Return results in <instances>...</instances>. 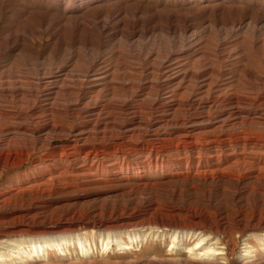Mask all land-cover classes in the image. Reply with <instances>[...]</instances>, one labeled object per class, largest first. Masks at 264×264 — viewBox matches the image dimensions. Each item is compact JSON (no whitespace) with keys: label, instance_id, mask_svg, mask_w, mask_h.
<instances>
[{"label":"rangeland","instance_id":"1","mask_svg":"<svg viewBox=\"0 0 264 264\" xmlns=\"http://www.w3.org/2000/svg\"><path fill=\"white\" fill-rule=\"evenodd\" d=\"M96 7L100 8L98 12L95 11ZM136 13L137 18L145 22L143 25H148L146 28L149 29V33L143 39L139 36L134 37L133 40H137L128 43L121 35L131 32L133 27L131 23L135 21ZM109 14L113 18V24H109L110 33L98 35L95 30L85 28L86 25L92 26L90 21L92 22L93 17L97 18L98 15L96 21L100 22L106 20ZM125 24L131 26L127 27ZM25 29L34 32L30 39L19 42L15 52H5L7 48L5 46L9 42L8 37L23 30L25 32ZM169 29H175V33L169 32ZM114 35L117 36L110 37ZM149 53L153 55L147 60L146 55ZM0 55V77L19 78L21 83L23 82V88H32L34 92L42 91L35 86L38 80H42L43 85L46 84L48 77L45 73L47 74L51 69L64 65L69 71H75L76 74L73 76L78 81L74 83L83 85V95L92 99V104L104 107L99 111L98 119L103 123L134 124L139 121L150 126L159 124L165 119L182 123L186 115L185 107L194 101L204 103L206 110L202 109L200 112L205 113L201 120L203 122L209 120L208 123L211 125L226 120L225 114L233 113L234 110H241L247 114L249 122L264 125V0H114L110 2L96 0L91 5L82 1L73 4L70 0H0ZM95 63L97 70L104 73L102 80L96 83L97 91L91 90L92 86L89 85L93 81V75L88 78L84 73L87 67ZM162 63H165L162 73L153 70L143 73V68L157 69ZM203 70H207L209 75L199 81V87H195L192 76ZM186 77L188 78L184 85L179 87L180 82ZM175 78L178 80L173 82ZM170 80L172 84H168ZM59 98L58 104L55 103L59 114H55V117L64 119L67 113H70L68 108L72 105L71 99L65 96ZM40 99V102L45 101L43 95H40ZM158 100L164 101L163 103L177 102L180 107L170 112L168 109L165 113L164 109L158 110ZM39 103L33 106L34 103L30 99L28 105H14L20 115L17 124L32 130L31 134L25 133L12 139L8 144L10 149L19 150L28 142L27 140L35 142L43 136L41 128L44 124L38 123L37 117H32L35 108L40 106ZM82 122V117L72 116L69 119L67 117L64 121L63 133L59 132L55 137L61 135L60 137L65 138V141L68 139L71 141ZM9 124L12 125V122L0 121V139L6 138L8 134L9 137L12 136L13 129ZM111 133L120 134L116 131L107 132L108 135ZM257 133L264 137V130H259ZM1 142L0 146H4ZM49 151L48 148H40L36 152L44 156ZM262 159L264 162V156ZM120 162L123 160L121 159ZM39 172L40 170L35 169L32 159L23 167L12 168L1 175L0 188L19 184L26 177H36L34 175ZM193 178L199 180L202 176L197 175ZM218 178L217 175L215 179ZM175 180L176 177L171 174H151L143 179L127 178L119 184L127 186L118 189L110 188L113 187L110 184L95 183L92 177L74 179L64 175L45 181V186L41 190L33 188L17 192L15 198L32 197L34 200L41 197V205H50V210L45 215L40 214L35 219V223L43 222L46 217L56 222L69 210L86 219L88 212L106 211L111 204L122 201L121 198L115 199L116 195H112L111 190L130 192L139 185L155 184L156 188L152 191L157 189L169 192L167 188ZM69 186L74 188L69 190ZM141 189L143 190L140 188L139 191H142ZM150 192V188L143 192L144 195L139 196V202L147 203L155 200L158 205L156 209L161 210L167 202L172 201L162 195L154 199L149 196ZM252 192L251 189L248 190L245 197H250L249 200L253 199ZM234 195L232 190L222 192L213 187L203 189L195 195L183 196L178 202L191 201L196 203L195 205L205 203L204 213L213 220L216 218L229 219L230 222L250 220L254 210L249 207L244 214L245 218H241L233 204ZM134 199L135 196H132L131 200ZM146 207L147 205L144 209ZM221 214L224 215L219 217ZM92 216L94 217L91 215L89 218ZM64 219L68 218L65 216ZM182 219H185V215H182ZM29 223L30 220L27 221V224ZM2 226L0 219V229ZM84 234L92 244L89 260L91 262L99 260L105 250L102 246L106 240L100 239V236L91 230ZM232 237L237 239L235 248L232 246L233 249L229 248L230 251L234 250L230 257V262L234 264L240 262L246 255L245 241L248 237L237 234ZM126 241L128 244L132 243L131 250H120V246L117 247L118 244L115 242L112 253L105 252L104 257L102 256L105 259H101L103 263L122 264L142 260L146 256L174 255L172 239L149 238L147 243L141 242V244ZM175 245L176 250L181 249L179 242ZM67 247L65 250L68 251L63 253L48 249L46 258L56 264H59L58 259L78 262L85 258L78 243L68 244ZM182 251L189 252L187 249Z\"/></svg>","mask_w":264,"mask_h":264},{"label":"bare ground","instance_id":"2","mask_svg":"<svg viewBox=\"0 0 264 264\" xmlns=\"http://www.w3.org/2000/svg\"><path fill=\"white\" fill-rule=\"evenodd\" d=\"M81 1L91 5L96 0H70L73 4ZM99 9L96 7L95 11L98 12ZM137 13L134 15L135 21L131 23L133 25L131 32L121 35L128 43L137 40H133L134 37L139 36L143 39L149 33V29L146 28L148 25H143L145 22L137 18ZM117 14L120 15V13ZM97 18L93 17L92 22L90 21L92 26L86 25L85 28L95 30L98 35L110 33L108 31L109 24L113 22L112 16L109 14L106 20L100 22L96 21ZM139 27L141 29H137ZM25 30L8 37L9 42L5 46L7 47L5 52H15L19 42L30 39L34 34L32 30ZM171 31L174 32L175 29H169V32ZM140 43L138 44L141 45ZM152 55L153 53L147 54V60ZM164 66L165 63H162L157 69L143 68V73L149 70L162 73ZM84 73L88 78L93 75V81L89 85L92 86L91 90L97 91L96 83L102 80L104 73L97 70L96 63L87 67ZM74 74L76 72L69 71L67 66H57L47 74L45 73L48 77L45 85L42 80H38L35 87L42 91L35 90V92L32 88H23V82L21 83L19 78L0 77V104L2 105L0 121L12 122V125H9L13 129L11 137L7 133L6 138L0 139V142L4 143V146H0V176L12 168L23 167L32 159L35 169L40 170L34 175L36 177H26L19 184L0 188V219L3 224L0 229V264H56L53 260L46 258L48 249L63 253L67 250L65 247L68 244L76 243L81 246L85 258L79 259L78 262L58 259L59 264H107L102 261L105 260L104 254L112 253L115 242L118 244L117 247L120 246V250L128 251L132 249L130 246L132 243L128 244L126 240L133 244L135 242L141 244V242L147 243L149 238L174 240L172 250L174 255L146 256L142 260L122 264H232L230 257L234 250L230 251L229 248L231 246L235 248L237 244V239L232 237L234 234L248 237L245 241L246 255L242 260L240 259V262L234 264H264V162L262 159L264 137L257 133L259 130H264V125L249 122L247 114L241 110L226 113V120L223 119L224 121L211 125L208 123L209 120L208 122L201 120L205 115L200 113L202 109H205L204 103L194 101L185 107L186 115L182 123L169 121V119H163V122L150 126L139 121L134 124L103 123L98 119L99 111L104 107L92 104V99L83 95V85L74 83L78 81ZM208 75L209 72L203 70L192 76L195 82L193 85L199 87V81ZM178 78H175L173 82ZM187 78L180 82L179 87L184 85ZM168 84H172V81ZM40 95H43L45 101L40 102ZM64 96L69 97L72 104L68 108L70 111L67 113L68 119L72 116L83 119L71 141L69 139L65 141V138L60 137L61 135L55 137L59 132L63 133L64 121L67 118L55 117V114H59L56 106L59 102L58 98ZM30 99L34 103L33 106L40 102V106L35 108L32 117H37L38 123L44 124L41 128L43 136L35 142L27 140L28 142L19 150L10 149L8 144L12 139L25 133L29 134L32 130L17 124L20 115L15 107L19 104L28 105ZM158 101V110L164 109L165 113L180 107L177 102ZM108 131H116L120 134L108 135ZM40 148H48L50 151L43 156L36 152ZM121 159L126 164L120 162ZM151 174H171L176 177V180L172 181L171 186L167 188L169 192L157 189L152 191L156 188L155 184V186L139 185L137 189L130 192L111 190L112 195H116L115 199L121 198L122 201L118 202L119 204L116 202L111 204L106 211L88 212L86 219L84 216L82 219L76 212L69 210L56 222L46 217L43 222L35 223V219L40 214L45 215L50 210V205L48 203V205H41V197L34 200L32 197L15 198L17 192L33 188L41 190L45 186V181L64 175L74 179L92 177L95 183H106V185H113L110 188L121 189L127 185L119 184L127 178L143 179ZM197 175L202 178L199 180L193 178ZM217 175L219 178L215 179ZM213 187L222 192L234 191L233 204L238 209L240 217L243 218L247 209L251 207L254 210L252 218L234 222L228 221L229 219L213 220L204 213L205 203L195 205L196 203L191 201L178 202L183 196L195 195L203 189ZM69 188L71 190L74 187L69 186ZM140 188L143 190L139 191ZM149 188L151 191L149 196L154 199L162 195L165 199L172 201L167 202L161 210L156 209L158 205L155 200L140 203L139 196L144 195ZM250 189L254 193L252 201L248 199L250 197H245ZM132 196H135L134 200H131ZM91 215L94 217L89 218ZM182 215H185V219H182ZM65 216L68 219H64ZM28 220H30L29 224H27ZM88 230L98 234L100 239L106 240L102 246L105 249L104 252L102 251L100 259L94 262L89 260L92 244L88 236L84 234ZM177 242L181 244L179 250L175 249ZM183 249L189 252L183 253Z\"/></svg>","mask_w":264,"mask_h":264}]
</instances>
